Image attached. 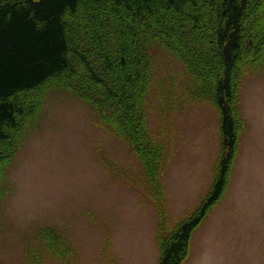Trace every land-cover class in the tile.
I'll use <instances>...</instances> for the list:
<instances>
[{"label": "rangeland", "instance_id": "obj_1", "mask_svg": "<svg viewBox=\"0 0 264 264\" xmlns=\"http://www.w3.org/2000/svg\"><path fill=\"white\" fill-rule=\"evenodd\" d=\"M155 52L148 121L163 150L156 178L88 104L48 88L6 169L0 264H158L161 225L190 217L211 189L221 131L215 104L185 91L182 63ZM236 98L228 187L194 231L184 264H264V64L244 69ZM46 228L67 251L47 250L39 238Z\"/></svg>", "mask_w": 264, "mask_h": 264}, {"label": "trees", "instance_id": "obj_2", "mask_svg": "<svg viewBox=\"0 0 264 264\" xmlns=\"http://www.w3.org/2000/svg\"><path fill=\"white\" fill-rule=\"evenodd\" d=\"M157 49L182 63L185 91L220 113L210 191L194 214L158 232V264H184L194 231L228 187L241 124L237 90L247 66L264 64V0H0V198L6 169L51 87L88 104L156 178L163 150L150 133L148 104ZM39 233L47 250H68L54 229Z\"/></svg>", "mask_w": 264, "mask_h": 264}]
</instances>
